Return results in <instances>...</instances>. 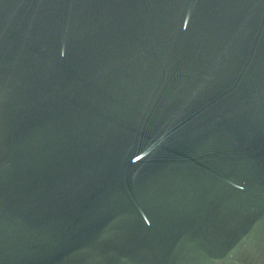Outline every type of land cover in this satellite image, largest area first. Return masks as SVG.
Here are the masks:
<instances>
[{
    "label": "water",
    "instance_id": "95a60500",
    "mask_svg": "<svg viewBox=\"0 0 264 264\" xmlns=\"http://www.w3.org/2000/svg\"><path fill=\"white\" fill-rule=\"evenodd\" d=\"M0 264H264V0H0Z\"/></svg>",
    "mask_w": 264,
    "mask_h": 264
}]
</instances>
